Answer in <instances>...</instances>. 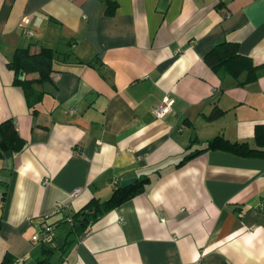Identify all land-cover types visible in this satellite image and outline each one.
<instances>
[{
    "label": "crops",
    "instance_id": "1",
    "mask_svg": "<svg viewBox=\"0 0 264 264\" xmlns=\"http://www.w3.org/2000/svg\"><path fill=\"white\" fill-rule=\"evenodd\" d=\"M225 40L263 66L254 81L240 85L204 62ZM27 46L54 51L32 108L8 66ZM165 95L171 111L156 118ZM214 109L222 113L208 119ZM8 118L24 146L0 158V262L7 253L36 264L42 226L146 175L86 231L50 227L52 261L264 264V153L248 152H264V126L255 129L264 0H0V122ZM215 136L236 145L206 148Z\"/></svg>",
    "mask_w": 264,
    "mask_h": 264
},
{
    "label": "trees",
    "instance_id": "2",
    "mask_svg": "<svg viewBox=\"0 0 264 264\" xmlns=\"http://www.w3.org/2000/svg\"><path fill=\"white\" fill-rule=\"evenodd\" d=\"M109 2L106 10L107 14H111L115 5ZM54 51L49 47H41L37 52L31 51L27 47H17L14 50L12 59L8 62L9 68L13 71L14 84L21 87L26 98L28 106L31 108L40 100L41 92H39L34 85L46 81L50 77L51 63ZM204 62L213 72H223L232 76L240 85L254 81L258 76V70L263 67L256 65L248 56L242 55L238 52L236 43L232 41H221L215 43L212 48L204 56ZM23 74H34L32 79H20L19 76ZM222 111L219 109L212 110L208 115V119H214L220 115ZM264 124L255 127L256 132ZM220 143V144H219ZM218 145L225 148H233L236 143H229L219 136L207 142L206 148H214ZM24 146V140L20 137L16 130L15 122L8 118L0 122V158L4 152L10 153L19 152ZM240 146H243L240 144ZM200 150H194L186 154L182 161H186L190 157L196 155ZM248 152L264 153L263 150L248 148ZM149 180L146 175L137 177L136 181L131 185L120 188L117 186L113 189L109 198L100 200L99 198H91L88 203L74 213L63 215L58 220L49 224L50 227L61 226L66 223L71 224L74 230H80L81 233L86 231L91 224L98 220L102 214L115 208L127 198L133 196L141 191L143 185ZM264 200V199H263ZM264 207V206H263ZM72 231H70L71 234ZM44 243L42 246L41 256L37 259L36 264H56L52 261V257L56 252V247ZM60 245L58 246V248ZM60 249V248H59ZM65 245L60 249L64 251ZM14 259L5 254L0 264H13Z\"/></svg>",
    "mask_w": 264,
    "mask_h": 264
},
{
    "label": "built area",
    "instance_id": "3",
    "mask_svg": "<svg viewBox=\"0 0 264 264\" xmlns=\"http://www.w3.org/2000/svg\"><path fill=\"white\" fill-rule=\"evenodd\" d=\"M26 34L27 35L31 34V30L27 29ZM173 103H174V99L169 95H165L162 97L161 101L157 105L152 107L151 111L156 118H161L165 114H167L171 111ZM112 183L116 184L117 181L114 180V181H112ZM80 191H81L80 188H75L73 191L70 192V197H74V196L78 195ZM59 207H60V205L58 207H56V210ZM52 239L53 238H52L50 226L49 225L42 226V228L40 229V231L38 233V240L41 241L42 243H49L52 241Z\"/></svg>",
    "mask_w": 264,
    "mask_h": 264
},
{
    "label": "water",
    "instance_id": "4",
    "mask_svg": "<svg viewBox=\"0 0 264 264\" xmlns=\"http://www.w3.org/2000/svg\"><path fill=\"white\" fill-rule=\"evenodd\" d=\"M19 78H21V76H19ZM135 181H136V177H129V178L122 179L119 182V187L125 188V187L131 185L132 183H134Z\"/></svg>",
    "mask_w": 264,
    "mask_h": 264
},
{
    "label": "rangeland",
    "instance_id": "5",
    "mask_svg": "<svg viewBox=\"0 0 264 264\" xmlns=\"http://www.w3.org/2000/svg\"><path fill=\"white\" fill-rule=\"evenodd\" d=\"M65 225H68V227H67V228H68L69 230L71 229V226H70V224H67V223H66ZM66 230H67V229H66ZM53 231H56V233H57V235H58V234H59V232H60V228L58 229V228H56V227H55V228L53 229ZM69 236H70V235H69ZM69 239H70V237H69Z\"/></svg>",
    "mask_w": 264,
    "mask_h": 264
}]
</instances>
